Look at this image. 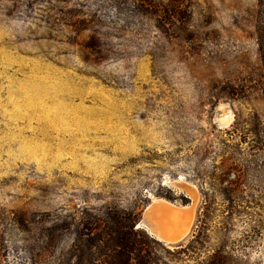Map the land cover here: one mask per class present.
Returning <instances> with one entry per match:
<instances>
[{"label": "rangeland", "instance_id": "1", "mask_svg": "<svg viewBox=\"0 0 264 264\" xmlns=\"http://www.w3.org/2000/svg\"><path fill=\"white\" fill-rule=\"evenodd\" d=\"M256 11L0 0V264H264ZM156 201L194 208L177 243Z\"/></svg>", "mask_w": 264, "mask_h": 264}, {"label": "bare ground", "instance_id": "2", "mask_svg": "<svg viewBox=\"0 0 264 264\" xmlns=\"http://www.w3.org/2000/svg\"><path fill=\"white\" fill-rule=\"evenodd\" d=\"M189 195L191 197H195L194 191L188 190ZM165 201H156L151 206L152 215L154 214L155 217H151L153 220V227L147 228L144 227L150 235L155 236L157 239L167 243V244H174L177 243L179 240L184 238V236L188 233L190 224H191V215H193L194 208L193 207H176L171 203ZM184 218L185 222H181V220ZM181 220H180V219ZM180 220V222H179ZM183 220V221H184ZM178 221L179 224L182 223V226H178V228H175V222ZM140 227V226H138Z\"/></svg>", "mask_w": 264, "mask_h": 264}, {"label": "trees", "instance_id": "3", "mask_svg": "<svg viewBox=\"0 0 264 264\" xmlns=\"http://www.w3.org/2000/svg\"><path fill=\"white\" fill-rule=\"evenodd\" d=\"M255 39L257 42V46H258V56H259V61L261 64L262 79L264 80V0H257V11H256V15H255ZM263 147H264V145H261L260 140L256 141L255 148H257L259 150ZM181 200H182V204H184V205L189 203L188 199L183 198ZM116 222H118V228H119L122 224L118 220H116ZM126 228L130 232L135 231L134 226H129V227L127 226ZM122 229L124 230L125 228L123 227ZM119 240H124V239L119 238L118 236L111 239V241H114V242H119ZM106 244L109 245L108 242ZM126 249H127V251H129L132 248L127 247ZM111 259H114V257H112ZM115 264H117V263H115ZM119 264H120V262H119Z\"/></svg>", "mask_w": 264, "mask_h": 264}, {"label": "water", "instance_id": "4", "mask_svg": "<svg viewBox=\"0 0 264 264\" xmlns=\"http://www.w3.org/2000/svg\"><path fill=\"white\" fill-rule=\"evenodd\" d=\"M152 212L153 211H151V208L149 207L148 210H147V212L145 213L142 221L138 224V226H140V227H137V228L147 227V228H150L151 229L153 227V225H152L153 224L152 218L155 217V215L154 214L152 215Z\"/></svg>", "mask_w": 264, "mask_h": 264}]
</instances>
